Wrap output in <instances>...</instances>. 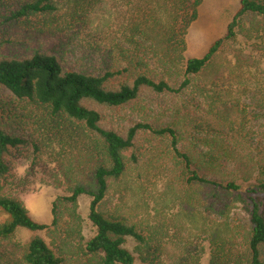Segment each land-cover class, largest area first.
Wrapping results in <instances>:
<instances>
[{
	"label": "trees",
	"instance_id": "1",
	"mask_svg": "<svg viewBox=\"0 0 264 264\" xmlns=\"http://www.w3.org/2000/svg\"><path fill=\"white\" fill-rule=\"evenodd\" d=\"M103 1L0 0V90L20 100L13 104L6 92L0 96V264H66L40 235L58 227L62 215L72 225L68 238L79 237L90 264H137L138 259L146 264H200L204 245L200 251L189 249L188 242L170 235L164 225L102 209L112 182L132 164L139 167L137 154L128 159L126 152L138 146L143 130L171 137L179 160L175 167L208 213L227 217L237 202L247 206L239 237L209 240V263L264 264V140H253L259 135L249 130L245 115H234L239 103L227 90L232 77L222 75L217 60L223 47L244 31L251 39L264 38V0H240L225 35L203 56L190 58L185 55L186 36L204 0H121L126 24L120 42L105 51L107 58L102 52L94 69L68 65L65 49L76 32L88 27ZM21 32L34 40L60 38L56 47L62 51L15 53L23 41ZM179 72L184 79L176 88L171 79ZM207 72L211 78L200 85L191 78ZM190 87L201 100L189 102L184 92L176 99ZM150 91L176 94L177 104L169 109L173 114L176 108V118L167 125L138 122L120 130L109 125L108 111L136 103ZM220 91L226 98L216 96ZM29 104L37 114L27 112ZM31 117L38 134L27 126L16 132L3 125L12 118L24 122ZM28 146L34 163L48 153L60 161L69 180V194L54 203L50 224L35 220L17 195L22 183L13 163ZM84 195L91 198L88 217L95 228L86 241L78 206ZM21 231L31 233L25 242L18 240ZM131 240L137 243L134 250L128 246Z\"/></svg>",
	"mask_w": 264,
	"mask_h": 264
},
{
	"label": "rangeland",
	"instance_id": "2",
	"mask_svg": "<svg viewBox=\"0 0 264 264\" xmlns=\"http://www.w3.org/2000/svg\"><path fill=\"white\" fill-rule=\"evenodd\" d=\"M240 7V0H204L199 7L198 18L188 29L186 58L203 56L217 39L225 35ZM124 9L121 0H104L98 5L88 20V27L82 32H76L75 41L71 43L69 49H65L63 57L67 58L68 65L94 69L93 67L102 60V52L107 58L108 53L105 51L113 48L112 45L122 39L126 24ZM248 23L247 26H251L250 22ZM246 32L244 31L238 40L225 45L217 60L222 75L232 77L227 90L229 98L239 103L238 113L234 115L241 119L244 115L247 117L249 130H255L259 135L253 140L258 142L264 140V38L251 39ZM19 35L23 41L18 44L19 48L15 53L33 54L38 49L47 52H53L55 49L62 51L61 47H56L60 38L34 40L26 37L25 32ZM177 75L179 77L171 79V84L176 88L184 79L182 72ZM191 78L200 85L206 82L207 78H211V75L207 72ZM224 84L225 82L221 80L223 88ZM4 92L6 90L1 89L0 96ZM183 92L189 102L202 98L190 87L183 90L177 100H181ZM225 93L220 91L215 95L224 99ZM6 94L11 103H19L20 100H14L11 94L8 95L7 92ZM175 95V93L169 95L147 92L136 103L108 111L107 122L119 130L138 122L167 125V121L176 118V108L173 114L169 110L176 103L173 98ZM27 110L34 114L38 112L35 105L30 104ZM184 112L186 110L182 109L181 113ZM190 112L194 111L190 110ZM22 122L20 118H12L3 121V125L17 128L13 129L16 132L27 126L31 133L38 134L34 131L37 124H34L33 117ZM134 153L139 157V167L132 164L120 180L112 182L108 197L102 204L103 210L130 216L135 220H145L155 225H164L170 235H177L183 240L182 243L188 242L189 249L197 248L200 251L204 245L205 249L200 254V264H210L212 247L210 239L213 238L221 243L223 240L240 236L242 231L240 226L248 218L247 206L237 202L227 217H221L215 213H208L199 205L191 195L189 187H186L181 179V169L175 167L179 160L174 157L171 137L170 139L166 136L157 137L152 131L143 130L138 146L126 152L128 159ZM33 159L32 147L28 146V151L13 163L16 180L22 183L17 187V195L35 220L50 224L53 220L54 203L59 197L69 194V180L60 161L52 159L48 153H44L37 163H34ZM90 202L91 198L87 195L79 198L78 206L85 241L95 232L88 217ZM71 226L62 215L58 227L42 231L40 235L57 250L60 256L64 257L66 264H90L85 254V247H80L79 237L76 236L75 239L71 236L76 242L68 238L67 229ZM213 232H216V236L212 235ZM30 236V232L21 231L18 240L25 242ZM128 246L134 250L137 243L131 240ZM89 262L93 263L94 260L89 259ZM137 264L146 263L138 259Z\"/></svg>",
	"mask_w": 264,
	"mask_h": 264
}]
</instances>
